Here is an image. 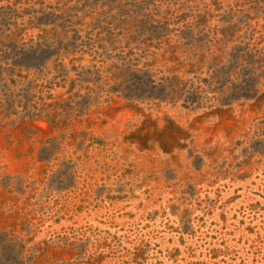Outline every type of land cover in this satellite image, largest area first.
I'll list each match as a JSON object with an SVG mask.
<instances>
[{"label":"rangeland","instance_id":"obj_1","mask_svg":"<svg viewBox=\"0 0 264 264\" xmlns=\"http://www.w3.org/2000/svg\"><path fill=\"white\" fill-rule=\"evenodd\" d=\"M0 264H264V0H0Z\"/></svg>","mask_w":264,"mask_h":264},{"label":"trees","instance_id":"obj_2","mask_svg":"<svg viewBox=\"0 0 264 264\" xmlns=\"http://www.w3.org/2000/svg\"><path fill=\"white\" fill-rule=\"evenodd\" d=\"M185 37H186V32L185 31L181 32V38H185ZM191 39H194V38L191 37Z\"/></svg>","mask_w":264,"mask_h":264}]
</instances>
